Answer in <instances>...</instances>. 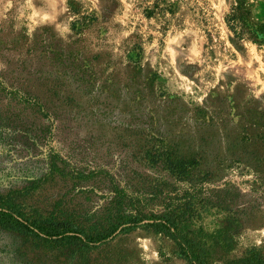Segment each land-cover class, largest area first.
<instances>
[{"label": "rangeland", "instance_id": "374dc122", "mask_svg": "<svg viewBox=\"0 0 264 264\" xmlns=\"http://www.w3.org/2000/svg\"><path fill=\"white\" fill-rule=\"evenodd\" d=\"M264 22V0H248ZM235 0H0V202L163 210L196 190L211 264L264 255V43ZM136 229L86 251L0 228V264H189Z\"/></svg>", "mask_w": 264, "mask_h": 264}, {"label": "trees", "instance_id": "16d2710c", "mask_svg": "<svg viewBox=\"0 0 264 264\" xmlns=\"http://www.w3.org/2000/svg\"><path fill=\"white\" fill-rule=\"evenodd\" d=\"M226 21L235 36L264 43V22L254 18L248 0H235ZM196 197V190L169 196L163 210L156 211L149 208L143 195L116 186L113 198L103 210L85 214L61 210L43 215L28 211L7 196L0 202V228L27 234L52 247H75L86 251L85 254L120 233L144 229L173 239L177 254L189 264H211L208 241L214 234L199 224L202 215ZM236 264H264V255L252 249Z\"/></svg>", "mask_w": 264, "mask_h": 264}]
</instances>
